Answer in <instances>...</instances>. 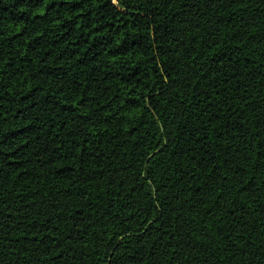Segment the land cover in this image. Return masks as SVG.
<instances>
[{"label": "trees", "instance_id": "1", "mask_svg": "<svg viewBox=\"0 0 264 264\" xmlns=\"http://www.w3.org/2000/svg\"><path fill=\"white\" fill-rule=\"evenodd\" d=\"M0 264H264V0H0Z\"/></svg>", "mask_w": 264, "mask_h": 264}]
</instances>
